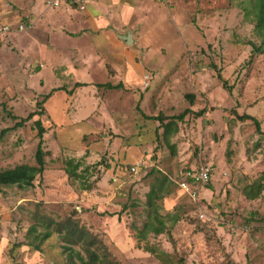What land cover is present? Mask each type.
Returning a JSON list of instances; mask_svg holds the SVG:
<instances>
[{"label": "rangeland", "instance_id": "1", "mask_svg": "<svg viewBox=\"0 0 264 264\" xmlns=\"http://www.w3.org/2000/svg\"><path fill=\"white\" fill-rule=\"evenodd\" d=\"M240 1L154 0L164 18L129 43L130 76L106 66L101 75L91 72L101 79L95 88L58 90L48 99L53 83L70 88L71 79L42 56L30 59L19 45L13 48L18 67L0 66V130L15 122L8 113L36 114L2 137L0 169L37 165L36 119L44 127L45 154L32 186L0 192V264H68L57 232L39 250L27 245L41 229L27 231L41 217L74 219L105 247L112 264H264V52L253 48L261 37L245 15L246 0ZM0 48V62L11 57L10 42ZM185 109L190 112L172 124L177 131L163 138L161 119L172 121ZM243 114L257 119L260 131L251 119H240ZM66 158L80 160L79 170L88 167L91 189L67 178ZM138 161L147 165L132 172ZM200 162L213 169L200 199L169 183L156 201L165 230L139 236L155 177Z\"/></svg>", "mask_w": 264, "mask_h": 264}, {"label": "crops", "instance_id": "2", "mask_svg": "<svg viewBox=\"0 0 264 264\" xmlns=\"http://www.w3.org/2000/svg\"><path fill=\"white\" fill-rule=\"evenodd\" d=\"M157 8L154 0H87L83 9L71 5L48 8L44 0H0V24L12 28L4 38L11 43V57L3 58L0 66L18 67L20 62L13 48L19 45L30 59L42 56L50 68H61L73 86L83 83L79 89L95 88L101 79H94L91 72L101 75L106 66L114 73L130 76L134 67L132 47L121 35L131 33L130 43L137 42L136 35L141 41L164 18ZM150 9L153 16L148 18ZM21 23L26 28L18 30ZM3 50L0 48V55ZM64 85L53 83L50 90L66 92L73 88Z\"/></svg>", "mask_w": 264, "mask_h": 264}, {"label": "trees", "instance_id": "3", "mask_svg": "<svg viewBox=\"0 0 264 264\" xmlns=\"http://www.w3.org/2000/svg\"><path fill=\"white\" fill-rule=\"evenodd\" d=\"M240 2H242V0ZM242 3L244 4V2ZM246 3L247 6L242 5L245 15L252 16L254 29L261 37V43L258 46L254 45L253 48L258 52H264V0H246ZM217 78L221 81L223 88L226 90L230 89V87L227 86L226 80L222 78L220 72L217 73ZM82 85L83 83L76 82L73 88L67 90L66 92L72 94L77 87ZM103 85L108 88L116 86L111 85L110 83H104ZM54 90L58 89H51L50 92L44 96V98H47ZM186 96L192 97L193 95L187 94ZM2 107L5 109L4 105H2ZM202 110L198 111L196 114H201ZM188 112H190V109H185L183 112L173 116L174 119L172 121L163 122L161 119L160 126L163 127V138L167 139L168 134L177 131L176 128H172V124H175V120H182ZM8 114L13 120H15V122L11 127H5L0 130V142L2 137L9 130L23 126L27 120L36 114V112H30L26 117H18L13 113ZM239 118L251 119L254 122L256 129L260 131L259 122L253 116L243 114L240 115ZM33 124L34 128L37 130V137H41L35 153L37 165L20 163L12 167L0 169V192L3 191L4 187L8 186H16L20 189L30 187L33 185L36 175H41L44 170L43 156L45 152L40 147L44 127L39 119L34 120ZM81 166L82 162L80 160L66 158L64 160L63 170L69 180L79 182L80 189L89 190L92 185L91 182L87 180V176L85 175V173L88 172V167L86 166L79 170ZM91 166L95 167V165ZM169 183L171 182L168 180L166 175L159 174V176L155 177V183L151 186L147 193L146 206L149 208V213H147V217L142 225V228L138 230L139 236L145 237L149 232L157 235L165 230L164 215L159 213V207L156 201L169 192ZM261 189L262 187H259L256 193H259ZM254 197L255 196L253 195H249V198ZM38 227L41 230L37 232ZM55 232L60 234V238L63 239L64 243L62 245V251L63 253H66L68 264H112L109 261L108 251L105 247L103 245H98V243L96 244L95 237L72 218L55 222L52 221V219L41 217L38 222L29 227L27 235L33 233H36V235H32L33 237H30L31 239L27 241V245L32 246L35 250H39V244ZM98 242L100 241L98 240ZM73 245H79L82 249H76Z\"/></svg>", "mask_w": 264, "mask_h": 264}, {"label": "built area", "instance_id": "4", "mask_svg": "<svg viewBox=\"0 0 264 264\" xmlns=\"http://www.w3.org/2000/svg\"><path fill=\"white\" fill-rule=\"evenodd\" d=\"M87 0H44V4L48 8H60L65 5H71L84 8V4ZM18 30L25 29L24 24L17 25ZM12 28L8 24H0V41L4 40L6 35L11 32ZM150 79L149 74L143 76V82L145 86L148 85ZM147 165L144 161H138L135 166H131L130 170L134 172L136 167H145ZM212 166L207 162H200L198 165H192L182 168L175 175L167 174V177L171 183H174L178 189L185 193L191 200L197 201L200 199L201 190L205 189L211 182ZM203 216V215H201Z\"/></svg>", "mask_w": 264, "mask_h": 264}, {"label": "water", "instance_id": "5", "mask_svg": "<svg viewBox=\"0 0 264 264\" xmlns=\"http://www.w3.org/2000/svg\"><path fill=\"white\" fill-rule=\"evenodd\" d=\"M121 38L124 39L128 43H130L132 41L131 33H126L125 35H121Z\"/></svg>", "mask_w": 264, "mask_h": 264}]
</instances>
